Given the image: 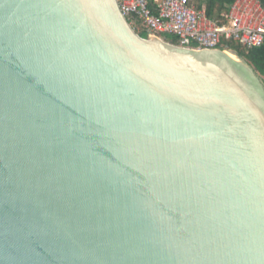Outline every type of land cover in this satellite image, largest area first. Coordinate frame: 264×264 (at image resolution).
Here are the masks:
<instances>
[{"label": "water", "instance_id": "95a60500", "mask_svg": "<svg viewBox=\"0 0 264 264\" xmlns=\"http://www.w3.org/2000/svg\"><path fill=\"white\" fill-rule=\"evenodd\" d=\"M0 264H264L263 79L118 0H0Z\"/></svg>", "mask_w": 264, "mask_h": 264}, {"label": "built area", "instance_id": "2783aa9c", "mask_svg": "<svg viewBox=\"0 0 264 264\" xmlns=\"http://www.w3.org/2000/svg\"><path fill=\"white\" fill-rule=\"evenodd\" d=\"M131 27L149 37L174 35L180 47L221 50L223 40L249 50L264 45V7L259 0H236L223 15L225 23L208 18L195 0H118Z\"/></svg>", "mask_w": 264, "mask_h": 264}, {"label": "trees", "instance_id": "16d2710c", "mask_svg": "<svg viewBox=\"0 0 264 264\" xmlns=\"http://www.w3.org/2000/svg\"><path fill=\"white\" fill-rule=\"evenodd\" d=\"M235 1L236 0H195V3L198 9L206 12L208 18L219 20L220 23H225L226 19L223 15L228 12L229 6ZM259 1L264 7V0ZM135 32L142 38H149L148 33L142 29H135ZM159 37L165 39L171 44L177 46L180 45L179 39L174 35L160 34ZM220 49L223 51L235 52L240 58L247 61L264 81V45L262 47L249 50L232 41L223 40Z\"/></svg>", "mask_w": 264, "mask_h": 264}]
</instances>
